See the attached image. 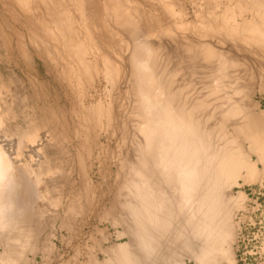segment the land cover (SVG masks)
Masks as SVG:
<instances>
[{
	"label": "rangeland",
	"instance_id": "1",
	"mask_svg": "<svg viewBox=\"0 0 264 264\" xmlns=\"http://www.w3.org/2000/svg\"><path fill=\"white\" fill-rule=\"evenodd\" d=\"M21 1L0 0V148L9 161L7 172L0 174V258L7 254L14 264H83L90 258L101 262L106 258L103 249L128 241L112 219L134 159L132 38L99 15V0H88V10L94 7L98 13L95 32L101 47L86 40L84 55L73 52L63 35L46 32L50 24L45 14L55 0H28L29 10L20 7ZM130 1L141 22L138 39L159 47L160 62L175 71L174 87L186 101L204 90L197 46L211 42L230 51L238 62L235 78L229 79L231 87L241 91L237 97L247 105L254 102L255 111L264 114V51L218 35L224 23L243 27L251 20L252 0ZM60 3L69 6V0ZM36 7L41 8V21ZM114 31L117 36L111 34ZM103 53L118 63V71L122 66L119 82L106 78ZM242 82L248 83L247 95ZM29 132L36 133L33 141L27 138ZM232 191L246 196L234 216L239 228L235 264H264V181L240 180ZM23 231L30 242L19 250L17 242L26 238ZM184 264L197 263L185 259Z\"/></svg>",
	"mask_w": 264,
	"mask_h": 264
},
{
	"label": "bare ground",
	"instance_id": "2",
	"mask_svg": "<svg viewBox=\"0 0 264 264\" xmlns=\"http://www.w3.org/2000/svg\"><path fill=\"white\" fill-rule=\"evenodd\" d=\"M87 1L69 0V6L62 7L60 0H55L53 8L45 14L50 24L46 32L52 37L57 32L63 35L67 49L83 55L86 40L96 44L98 50L101 47L95 32L98 13L93 12V5L91 12L95 14L88 10L91 7H87ZM252 3L251 20L243 27L224 23L218 35L264 51V0H252ZM27 4L28 0H22L19 5L29 10ZM95 5L101 11L100 16L109 18L113 26L132 38L129 65L135 117L134 159L121 184L118 213L112 219L114 224L122 226L121 232L128 241L103 249L106 254L103 261L90 258L83 264H184L185 259L197 264H235L234 244L239 228L234 216L243 208L246 196L242 191L234 194L232 189L240 180L243 183L264 181V114L255 111L254 102L247 105L238 98L241 91L231 87L229 79L238 67L236 58L210 41L198 45L197 62L204 66L199 64L206 82L203 92L188 102L174 87L175 71H168L167 63L160 62L159 47L147 39H138L141 22L134 2L99 0ZM39 9L36 7L34 11L41 21L44 17ZM74 14L79 29L75 26ZM111 34L117 36L118 32ZM110 56L102 55L104 74L114 84L122 66L118 71V63ZM85 67V72L90 73L88 66ZM240 88L244 95L248 94V83L242 82ZM35 137L36 133H27L30 140ZM8 166V158L0 148V174L6 173ZM6 224L3 222V226ZM22 233L26 238L17 242L16 246L22 247H17L19 250L30 242L27 231ZM4 263L14 264V258L11 260L6 254L0 258V264Z\"/></svg>",
	"mask_w": 264,
	"mask_h": 264
}]
</instances>
